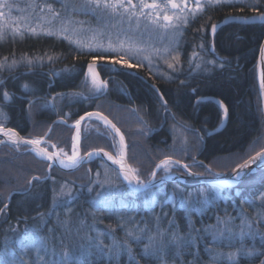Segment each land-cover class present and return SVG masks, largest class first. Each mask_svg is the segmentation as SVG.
<instances>
[{
    "label": "trees",
    "instance_id": "obj_1",
    "mask_svg": "<svg viewBox=\"0 0 264 264\" xmlns=\"http://www.w3.org/2000/svg\"><path fill=\"white\" fill-rule=\"evenodd\" d=\"M246 4L208 6L190 20L183 37L179 67L169 79L145 69L133 74L120 69L106 72L101 67L100 76L108 89L99 95L88 91L87 62L92 56L87 51L82 54L64 39H26L31 45L24 50H35V54L54 59L40 66L35 74H0V82L3 81L4 91L10 97L4 101L0 90V104L6 113L2 125L28 139L46 136L50 151L63 149L71 155L72 124L85 113L100 112L120 129L127 144L128 162L139 170L143 180L150 177L156 163L165 155L189 165L196 173L210 175L208 168L221 160L232 162L222 169L231 170L264 148L256 71L264 40V21L239 19L257 14ZM256 7L258 12H264V0H259ZM213 23L218 25L215 33L211 32ZM49 98L51 103L46 102ZM180 134L184 136L180 138ZM80 136L82 154L101 148L112 154L117 150L112 132L98 120H85ZM99 163L103 162L96 159L73 172L53 167L48 177L49 162L28 148L0 147V209L7 204L5 213L0 214L1 239L4 231L13 226L18 234L30 230L33 239L37 236L56 239L64 221L72 219H78L82 229L103 230L104 226L116 223V213L124 212L141 219L145 217L149 223L151 216H161L166 232L178 230L184 237L191 222L204 240L197 247L211 248L212 238L203 229L213 226L218 216L225 218L226 212L227 216H237L241 208L256 217V204L250 206L245 201H256L264 194V168L255 170L230 188L195 181L168 183L152 190L154 202L147 207L136 199L142 195L133 194L121 180L125 198L109 203L114 209L109 211V207L100 209L89 192ZM61 186L71 189V199L59 196ZM175 186L187 192L204 189L208 202L202 210L182 208L173 202ZM8 194H12L10 201H6ZM172 219L176 221L175 226L169 223ZM260 224L264 229V224ZM191 235L196 237V232ZM28 243L15 242L9 248L13 253H9L14 259L19 258L22 247ZM60 248H64V243ZM27 258L24 255L23 259L27 261Z\"/></svg>",
    "mask_w": 264,
    "mask_h": 264
},
{
    "label": "snow or ice",
    "instance_id": "obj_2",
    "mask_svg": "<svg viewBox=\"0 0 264 264\" xmlns=\"http://www.w3.org/2000/svg\"><path fill=\"white\" fill-rule=\"evenodd\" d=\"M259 0H250L249 4H246L245 6H251L253 11L256 12V15L253 16H240L239 19L242 20H255L259 19L261 21H264V12H258L257 10V3ZM233 3V0H204V3L201 2V0H195V6L189 7L188 0H180L178 3L177 0H166V3L161 5L158 0H151L149 3L148 0H138V3H133V0H82V3L80 5L81 9L85 11V14H91L97 17V21L112 19L115 20L119 18L118 23L123 24L125 19H127L129 28L128 31H133L138 33L139 35H144V33L139 31V22L141 18H144L148 23L154 25L155 27L164 30L167 32L168 30H172L174 34L175 39H179V36H176V32L180 25H187L189 23V14L192 16L193 19H195L196 14L198 12H203L205 8V4L208 6H231ZM13 5L8 2V0H0V41H3L7 38L9 31L12 33L13 39H15L17 36H19L20 39H24L25 32L21 30V27L15 26L17 25L18 21L16 19H13L10 16L11 9ZM62 7L67 10V4H63ZM5 9L8 11L6 12ZM47 9V11L51 14V19L48 20V27H42L39 31H37L36 28L29 27V20L28 18H23L25 23L24 27L27 30V33L32 36H46V37H56V38H63L64 40H67L70 45H74L75 49L82 54L85 53V50H87V54L92 56V59H90L87 62V69H88V75L91 77L93 88L96 91H99L104 86L105 82L99 79V74L96 71L97 68V59L96 56L99 55L100 59L103 60L106 56L111 55L116 52L124 51L127 53H134L137 56L140 52L145 51V49L141 46L143 42L137 43L135 40H133L131 37L128 38V42L126 43L125 40H119L118 37L120 35V32H117V43L113 44L111 42V33H108L109 36V43L107 44V47L103 43H101L98 39L99 36L104 35V32L102 29L98 28H88L85 29L83 27L80 28H69V24L71 23L70 20L64 19L61 20V23L58 27L53 25V22L60 19L61 12L57 11L52 7L51 4L45 3L41 6V11H44ZM147 9L148 11L145 12L144 10ZM76 8L73 6V11H75ZM161 10H163L165 13L168 11H171L173 15H167L164 14L161 17ZM242 11V9H241ZM136 19L137 24L135 29L132 28L131 22L133 19ZM236 18V17H233ZM227 19V17H226ZM80 25H83L85 22L81 21L79 22ZM117 25H113V27H116ZM218 25L213 23L211 25V32L215 33L217 31ZM122 31V29H121ZM84 33L85 35H81ZM201 48H203V45H200ZM171 51H175L174 47H165L163 49L164 54H170ZM153 52L156 55H162L159 49H153ZM196 55L195 53L193 54ZM260 56L261 61L264 62V46H261L260 49ZM144 59L149 60V65L151 66V59L149 56L143 57ZM22 61H25L28 65H33V61H39L42 60L43 57H29L27 54H24L20 58ZM48 59L51 61L54 59V57L49 56ZM172 59L175 61L174 63L167 62L168 68L173 69L176 64L179 63V54L172 57ZM18 61L16 59H13L10 64H7V57H5L2 61H0V68L7 67L9 69L15 67L17 65ZM121 61H109V64L111 66H114L115 64H119ZM214 63V62H212ZM125 67H135L131 64H128L126 61L124 62ZM199 67V65H197ZM25 88H28V85H24ZM154 87V86H153ZM261 88L264 89V73H262L261 76ZM3 99L8 100L9 94L7 92H4ZM80 95V94H76ZM162 99V97H161ZM32 102L30 101L29 104ZM167 102L164 101L165 110L166 109ZM224 113L227 115V108H224ZM91 119L92 117H96L98 120L103 121L106 126H108L110 129L114 130L116 134H119V145H120V153L119 158L114 157L112 154L105 152L104 149H97L90 152L85 153L84 156L80 155V152L78 151L79 142L81 139L80 136V125L81 121L85 120V118ZM75 127H76V134L72 137L73 144H72V154L68 155L63 151V149L60 150V152L55 153H49L46 149L39 148V145L43 141V137L36 138V139H30V140H24L23 143L25 145H32L36 146L37 154L43 157H46L47 160H59V163L63 165L66 168H74L77 167L81 161L87 159H91L94 156L99 155L100 153H103L104 156L108 158V160L113 161V163L118 164L119 171L117 172V178L119 176H123V181H126L129 186H132L133 191L140 192L141 190H147L150 189V186H154L155 179L157 177V170H162L165 174H168L171 172V169L175 165H182L184 168H189V165L183 164L182 161L176 160L171 155H165L163 159H160L158 163L155 165V169L152 171L151 176L148 180L141 179L140 175L138 174V169L133 168L131 165H128L125 163V138L123 134H120V129L116 127L114 123H112L111 120L107 116H105L103 113L100 112H88L84 115H81L79 119L75 121ZM0 134H3L6 136L10 141H12L15 145L19 146L21 142V138H19V134L14 129L5 128L2 124H0ZM115 147V144L112 145ZM184 149H181L183 151ZM63 157V158H61ZM256 160H264V148L261 149V151L256 152L255 156L249 157L248 160H244L243 163L237 164L236 168L239 170H243L244 168L248 167L250 162L256 161ZM236 171V170H234ZM192 174V173H190ZM241 173L237 172L236 175L239 177ZM105 180L103 181H91L92 183H99L100 187H104L105 184L109 185V187L119 188L121 185L114 184L113 181L109 177V172L106 169L105 170ZM195 175H198L196 173ZM97 176H99V173H97ZM33 179H36L35 177ZM123 183V182H122ZM92 189H89L91 191ZM200 195L193 196L192 193L187 194V198L184 197V194L179 190L176 189L173 191V199L176 198L177 194L179 193L180 196V203L183 207L187 208L195 204H199L203 206V204L208 202L207 194L203 192V190H199ZM204 196V199H201L200 196ZM60 197H68L69 199L72 198V192L71 189L65 190V186H61ZM97 196H99V193H97ZM149 195H145V201L149 202ZM56 201V197H54V202ZM261 207L264 208V195L260 197ZM96 203L100 206V209L104 207H109V211H114V209H111V207L108 204L107 200H97ZM245 203L249 204L250 206H253L255 204V201L248 200L245 201ZM7 209V204H5L3 209H0V214L5 213ZM97 209V210H100ZM226 212V210H225ZM93 218L95 219V211L92 213ZM46 214H41V216ZM165 217L167 216V213L163 214ZM239 218L241 219V225H240V231L237 233L233 230V228L230 226L233 224L234 220L237 217L227 216L221 218L217 217V226H209L203 229L205 234H210L212 241L214 242H224L227 241L228 244L226 246L231 247L232 243L236 241L237 239L241 242V247L237 249L236 251H230V252H222L219 249H212L205 247V252L209 255L210 260L212 264H222L223 261H227L228 264H239L238 255L248 258H257V257H264V231H261L259 227L256 229H253V220H250L247 218V216L244 213L243 208H241L240 213L238 214ZM130 219V218H129ZM157 221L160 220V217L156 218ZM123 221V218H121ZM68 221H64V223H67ZM126 223V221L124 222ZM169 223L173 226L176 225L175 219L169 220ZM257 225L259 223H264V211H260L257 213V219H256ZM220 225H223V227H220ZM89 227H94V225H89ZM11 231L15 232V229H10ZM54 231V230H50ZM145 229H139L140 233H143ZM195 231L196 237H193L191 233ZM125 235L128 239H125L124 241H119L116 239V237L113 235V231H105V232H98L96 236L90 237V248L94 247L97 252L100 254H104L105 251H107L110 255H118L120 251H127L129 256V262L130 264H138V261L135 258V255L133 254V250L131 248V245L129 244V239L132 240V242H139L141 240L140 235H136L133 233L132 230L125 228ZM160 237L162 238L164 236V232L161 231L159 233ZM111 237L112 238V244L111 245H104L102 237ZM259 236L261 240V249H256L253 245L252 248H247L243 245V240L245 237H251L253 240ZM18 239L20 241H29V244L22 247L21 256L19 258H13L9 253L8 248V238L5 239V246H4V255L5 258L3 260H0V264H59V262L56 261H44L42 257H38L37 260L33 261L31 259L24 260L23 257L28 253V251L31 248H35L37 252L43 247L45 250L47 249V243L45 241V238L37 236L35 239L27 231H25L23 234H18ZM201 239L200 237V230H197L194 228V226L189 224V233L186 237L181 236L177 230V232H174L171 234L170 243L175 245L177 248H187V247H196L198 240ZM149 244L145 245L142 254L146 257H155L156 259L162 260L163 257L161 253L165 251V245L163 243V240L161 239L160 243H155V236H149L148 237ZM62 242V240H61ZM179 251H177L176 255L179 256ZM192 254V253H189ZM62 260L66 261L69 253L67 251L61 252ZM195 258L193 261L188 262V264H196V258L199 257V251L197 250L194 253ZM166 264V262H165ZM260 264H264V260L260 261Z\"/></svg>",
    "mask_w": 264,
    "mask_h": 264
},
{
    "label": "rangeland",
    "instance_id": "obj_3",
    "mask_svg": "<svg viewBox=\"0 0 264 264\" xmlns=\"http://www.w3.org/2000/svg\"><path fill=\"white\" fill-rule=\"evenodd\" d=\"M8 2L13 5V7L11 9L10 16L13 19H16L18 21L17 25H15V26L21 27V30L25 32V37H24V39H20L19 36H17L15 39H13L11 31H9L7 38L3 41H0V61H2L5 57H7V64H10L13 59H16L18 61L17 65L11 69H9L7 67V65H5V67H3V68H0V74H8L10 72L15 71L16 69L28 71L29 68H31L35 64L39 63L40 64L39 66H43L44 64L49 63L48 57H44L40 54H35L34 53L35 50H32V51L24 50L25 48L28 49L31 45L30 43L28 44L27 42H25L26 39H29V38L30 39L47 38L46 36H43V35H40V36L29 35L27 33L26 28L24 27L25 21L23 19V18H28V20H29L28 26L36 28L37 31H39L40 28H42V27H48L49 26L48 20L51 19V14L47 11V9H45L44 11H41V6L44 5L45 3L51 4L54 9L61 12L60 19L53 22L54 26L58 27L61 23V20L68 19L71 21V23L69 24L70 29L71 28H80V27H83L85 29H88V28L102 29L104 32V35L99 36L98 39L101 43H103L105 45V47H107V44L109 43L108 33H111V42L113 44L117 43V32L118 31L120 32V35L118 37L119 40H125L127 43L128 38L131 37L138 44L143 42L141 46L145 49V51L140 52L138 56L134 53H127L126 54L124 51H120V52H116V53H113L111 55H108L103 60L100 59V56H96V59H97L96 71L99 74V79L102 81H104V80L100 76L101 69H102L101 67H103V69H105L106 72H110L113 70L117 71L118 69H120V70H126L127 72H131L133 74L139 73V71L141 69H145V70L151 71L155 75L163 76L167 79H169L171 77L172 72L176 71L177 68L179 67L181 47L183 44V37H184L186 27L188 26L189 23L187 25H180L179 26V28L175 34L176 36H179V39L177 40L174 38V34H173L172 30H168L167 32H165L164 30L159 29V28L155 27L154 25L148 23L144 18H141L140 22H139V31L144 33V35L141 36L136 32L128 31L129 24H128L127 19H125V21L122 25L118 23L119 18H117L115 20L105 18V20H101L98 22L96 16L91 15V14H85V11L81 9L80 5L82 3V0H8ZM148 2L150 3L151 0H148ZM158 2L161 5H163L166 3V0H158ZM177 2L179 3L180 0H177ZM201 2L204 3V0H201ZM133 3H138V0H133ZM233 3H247V4H249L250 0H233ZM63 4H67V10H65L62 7ZM188 4H189V7H194L195 6V0H188ZM73 6H75V8H76L75 11H73ZM207 7H208V5L205 4L204 11L206 10ZM5 11L7 12L8 10L5 9ZM144 11L147 12L148 10L145 9ZM202 13L198 12L196 14V17L201 15ZM164 14L173 15V13L171 11H168L167 13H165L163 10H161V17ZM192 19H193L192 16L189 14V22ZM81 21H83L85 23L83 25H80L79 22H81ZM136 24H137V21L134 18L131 22V26L133 29H135ZM113 25H117V26L113 27ZM121 29H122V31H121ZM81 35H85V34L82 33ZM53 38L58 39L56 37H53ZM59 39H63V38L61 37ZM32 43H35V41ZM39 43H40V45H42L41 44L42 42H39ZM165 47H174L175 51H171L170 54H164L163 49ZM153 49H159L160 52L162 53V55H156L153 52ZM85 51H87V50H85ZM24 54H27V56L33 57V58L34 57H43V59L39 60V61L34 60L33 65H28L25 61H22L20 59L21 56ZM177 54H179V63L176 64L173 69H169L168 63H166V61L175 64V61L172 59V57L177 55ZM145 56L150 57L151 62H152L151 66L149 65V60L143 58ZM117 60L121 61V63L115 64L114 66H111L109 64V61H117ZM125 61L128 64H131L135 67H131V68L125 67L124 66ZM86 81L88 84V91L91 94L99 95V94L104 93L108 89V84H107V82L104 81L105 84L102 87V89L99 91H96L93 88L91 77L88 75V69L86 71ZM2 84H3V81L0 82V90L3 94L6 91H4ZM9 100H10V97L8 100H4V101H9ZM46 102L51 103V99L49 98ZM1 106L2 105L0 104V124H2V121L6 118V113L2 109ZM91 119L98 120L96 117H92ZM98 121L100 123H102V125L105 128H108L112 132V130L108 126H106L103 121H100V120H98ZM82 124L80 125V130H81ZM72 127H74V134H73V136H74L76 134L75 123L72 124ZM112 134H113L115 141H116V144H117V150H116L114 155L119 157L120 145H119V140L117 138V137H119V134H116L114 132H112ZM120 134H121V132H120ZM183 136H184L183 134L179 135L180 138ZM38 138H40V137H38ZM41 144L44 145L45 147H46V145L50 144L47 141L46 136L43 137V141ZM79 145H80V142H79ZM0 147H2V146H0ZM13 147H20V146H13ZM80 148H81V146H80ZM17 152H20V151L17 150ZM33 154H35V153H33ZM35 155L38 156L39 158H42V159L44 158L43 156H40L38 154H35ZM248 159H246V160H248ZM243 162H240L237 164H241ZM231 164H232V162L230 163L228 160H226V161L221 160V162L215 163V165H213V168H210V169L208 168V171L211 173L210 175H216V174H220V173H228V172L233 171L236 168L237 164H236V166L234 165L233 169H231V170L225 171L222 169L228 168L229 165H231ZM179 167H181V166L180 165L173 166V168L171 169V172L168 174L184 173L181 171V168L178 169ZM106 169L108 170L109 177L113 181L114 184L121 185V180L123 183H125V181H123L121 176H119V178H117V171L110 168L105 163H99V165H98L99 176H97V174H96V176L94 177V181L105 180L104 173H105ZM200 171L206 172V170H203V169H201ZM159 172H160L161 176L165 175V173L162 170H159L158 173ZM158 173H157V177H158ZM50 174H51V172H50ZM199 174H202V173H199ZM204 175H206V174H204ZM49 176L50 175L48 173V177ZM148 179H146V180H148ZM234 184H235L234 181H230L227 183H223L222 185L226 186L224 188H230V187H233ZM237 185H235V186H237ZM90 189H92V190L89 192H90L91 196L94 198L95 202L97 200H100V201L107 200L108 204L109 203L111 204V202H113L115 199L123 200V198H125L124 196H122L123 195L122 194V192H123L122 187L114 188V187H109V185H107V184H105L104 187H100L99 183L97 182V183H93V185L91 186ZM176 189H179L184 194L185 198H187L188 193H192L194 197L197 195H200L199 190H203V192L205 194H207V197H208V193L204 189H199V190L187 192L186 190H183L181 187L175 186L173 191ZM97 193H99V196H97ZM146 194H148L150 197L149 202L145 201V195ZM135 195H142L141 197L136 198V199H137L138 203H141L144 207H147L149 204H152L154 202L153 191L151 193L146 192L143 194H135ZM9 198H10V196L8 194L6 201H9ZM200 198L204 199V196L201 195ZM173 202L174 203L177 202L180 207L185 208L180 203L179 193L177 194L176 198L173 199ZM255 204H256V209H255V216L256 217L253 218L246 211H244V213L248 219L253 220V229H256L257 227H259V229L261 231H264V229H262L260 227L261 224L259 223V225H257V223H256L257 213L260 211H264V208L261 207L260 197L258 199H256ZM202 207L203 206H201L199 204H195V205H192L190 207H187L186 209L191 210V209L196 208L197 210H202ZM157 217H160L159 221H157V219H156ZM233 217H237V218L234 220L233 224L230 226L233 228V230L235 232L238 233L240 231L241 219L239 218L238 215L233 216ZM121 218H123V221L121 220ZM144 218L145 217H142V219H141V217L139 218V217L135 216L134 214H127L124 212H118V213H116V223L109 225V226L108 225L104 226L105 229H103V230H96V229H88L87 230V228L82 229V226L79 227V224H77L78 219H76V220L72 219L71 222H67L63 225L62 232L59 233V235L56 239H51L50 237H43V238H45V241L47 243V249L45 250V248L42 247L39 250V252H37V250L35 248H31L28 251V253L26 254L28 256L27 260L31 259V260L35 261V260H37L38 257H42L44 261H56V262H59V264H84L85 262H88V261H89V264H130L127 251H120L118 255H110L107 251H105L104 254H100L99 252H97V250L94 247L90 248V239H89L90 237L96 236V234L98 232H105V231L112 230L113 235L116 237L117 240L124 241L125 239H128L125 235V228H127V229L132 230L134 234L141 236V240L139 242H132L131 239H129V241H128L129 244L131 245V248L133 250V254L135 255L136 260L137 261L138 260L145 261L144 263L138 261V264H165V262H166V264H188V262L193 261V259L195 258L194 253L198 250L199 247L196 246V247H187V248H177L175 245L170 243V238H171L172 233L166 232V230L163 229L162 224H161V220H162L161 216H151V218H150V219H152L151 223H149ZM164 218L165 217H163V219ZM125 221H126V223H124ZM213 226H217V222ZM220 227H223V225H220ZM164 228H166V226ZM10 229H15V226H13L12 228L11 227L8 228L7 231L5 230L4 236L2 239L0 237V246H3V249L0 250V252H1L0 253V260H3L5 258L4 246H5L6 237L8 238V248H11V249L13 248L11 246L15 242L20 241L18 239V232L16 231V229H15V232L11 231ZM139 229H145V231L143 233H140ZM161 231L164 232V236L162 238L159 235V233ZM29 233H31L30 230H29ZM31 234H29V235H31ZM179 234H180V232H179ZM208 235H210V234H208ZM149 236H155V243H157V244L160 243L161 239L163 240V243L165 245V251L163 253H161V255L163 257L162 260L156 259L155 257H146L142 254V251H143L145 245L149 244V240H148ZM102 239H103L104 245H111L112 244V238L111 237L105 236V237H102ZM61 240H62V242H61ZM198 242L200 244H202V243H204V240L202 241V239H201V241H198ZM198 242H197V245H198ZM210 242L213 243L212 247H211L212 249H219L225 253L230 252V251H236L237 249H239L241 247V242L238 239L232 243L231 247L226 246L228 244L227 241L214 242L211 239ZM61 243L62 244L64 243V248H60L62 245ZM261 243L262 242H261L259 236H257L255 238V240H253L251 237H245V239L243 240V245L247 248H252L254 245L256 249H260ZM62 250L67 251L69 253V256H68L66 261L62 260V256H61ZM177 251H179V253H180L179 256L176 255ZM9 252L13 253V250H9ZM189 253H192V255H189ZM200 256H202V255H200V253H199V257L197 258L196 264H203L204 258L200 259V258H202ZM207 256H209V255H207ZM207 256H206V264H212L211 260L207 259Z\"/></svg>",
    "mask_w": 264,
    "mask_h": 264
},
{
    "label": "water",
    "instance_id": "obj_4",
    "mask_svg": "<svg viewBox=\"0 0 264 264\" xmlns=\"http://www.w3.org/2000/svg\"><path fill=\"white\" fill-rule=\"evenodd\" d=\"M261 46H264V40H263ZM256 71H257V87H258V93H259L260 102H261L262 125H263V130H264V89L261 88V76H262V73H264V62L261 61L260 51H259V55H258ZM217 102H219V101H217ZM88 119L89 118H87V117L85 118V120H88ZM85 120L81 121V124ZM112 132L115 133L114 130H112ZM19 138H21V142H20L19 146L27 147L33 153L37 154L36 146L25 145L23 143L24 140H30V139L25 138L20 134H19ZM117 138L119 140L120 137H117ZM125 145H126L125 163L130 165L128 162V149H127L126 142H125ZM0 146L13 147V146H17V145H15L13 142L7 140L6 136H4L3 134H0ZM39 148L46 149L49 153H55V152L50 151L48 148H46L42 144L39 145ZM78 151L80 152L81 156L85 155V154L82 155L80 145L78 146ZM104 151L110 153L107 150H104ZM110 154H112V153H110ZM112 155L116 158H119V157L115 156L114 154H112ZM253 156H255V155H253ZM61 158H63V157H61ZM43 159L48 161L50 164V166L48 168L49 175L51 172V168H53V167L58 168L64 172H73V171H76L79 168H81L84 164L89 163V162L96 160V159L101 160L102 162H104L106 165H108L110 168L116 170L117 172L119 171V167H120L118 164L113 163V161L108 160V158L106 156H104L103 153H100L99 155L92 157L90 160L85 158V160L81 161V163L77 167H74V168L64 167L63 165H61L59 163V160L49 161L46 159V157H44ZM183 164H185V163H183ZM180 166L183 168L184 173L165 174L161 177H156L155 182H154V186H150V189H147V190H141L140 192H135V191H133L132 186H129L126 181H125V183L127 184L128 188L131 190V192H133L134 194H143V193L148 192L149 190L164 186L168 183H186V182H192V181H195V182L203 184V185L216 186L219 188H224L226 186L222 185L223 183L234 181L235 184L233 186H235V185L239 184L240 182H242L249 174H251L255 170L260 169V168H264V160H256V161L250 162L248 167L244 168L243 170H239V169L235 168L234 170H236V171L233 170V171L228 172V173H220V174H216V175H204V174H199V173H198V175H195L196 173L191 171L189 168L186 169L182 165H180ZM158 171L159 170H157V173H158ZM237 172L241 173L239 175V177H237V175H236ZM190 173H192V174H190ZM121 178L123 179L122 175H121Z\"/></svg>",
    "mask_w": 264,
    "mask_h": 264
},
{
    "label": "flooded vegetation",
    "instance_id": "obj_5",
    "mask_svg": "<svg viewBox=\"0 0 264 264\" xmlns=\"http://www.w3.org/2000/svg\"><path fill=\"white\" fill-rule=\"evenodd\" d=\"M35 73H36V71L33 68L32 69V72H30L29 70L27 71V70L16 69L15 71L10 72L8 74H35ZM198 250H199L200 255H202V256H200V257H202L200 259H203L204 258L203 264H206V252H205V248H198ZM207 259L209 260L210 257L207 256ZM238 260H239V264H260V261L261 260H264V257L248 258V257L238 256ZM196 262H197V258H196ZM222 264H228V262L227 261H223Z\"/></svg>",
    "mask_w": 264,
    "mask_h": 264
},
{
    "label": "bare ground",
    "instance_id": "obj_6",
    "mask_svg": "<svg viewBox=\"0 0 264 264\" xmlns=\"http://www.w3.org/2000/svg\"><path fill=\"white\" fill-rule=\"evenodd\" d=\"M36 61V60H35ZM40 64L38 63V64H35V65H33L31 68H29V71L30 72H32V69L34 68L35 69V71H38L39 70V66ZM37 69V70H36ZM28 73V72H27ZM35 100H40L39 98H35ZM6 139L7 140H9L7 137H6ZM10 141V140H9ZM12 142V141H11ZM20 147H24V146H20ZM27 148V147H26ZM29 149V148H28ZM29 151H30V149H29ZM93 151V150H92ZM52 152H58V151H52ZM111 153V152H110ZM82 155H84V154H82ZM116 156V155H115ZM118 157V156H117ZM98 160V159H97ZM94 161V160H93ZM101 161V160H100ZM104 163V162H103ZM87 164V163H86ZM85 165V164H84ZM55 168V167H54ZM33 181V180H32ZM32 181H31V183H32ZM159 188V187H158ZM154 189H156V188H154ZM154 189H152V190H154ZM152 190H149L148 192H150V191H152ZM131 191V190H130ZM11 196H12V194H11ZM11 196H10V198H9V201H10V199H11Z\"/></svg>",
    "mask_w": 264,
    "mask_h": 264
}]
</instances>
